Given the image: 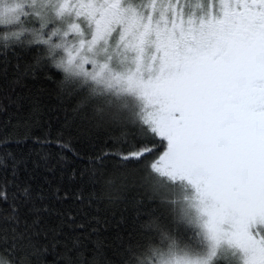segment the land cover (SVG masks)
I'll list each match as a JSON object with an SVG mask.
<instances>
[{"label":"snow or ice","instance_id":"6c2138e0","mask_svg":"<svg viewBox=\"0 0 264 264\" xmlns=\"http://www.w3.org/2000/svg\"><path fill=\"white\" fill-rule=\"evenodd\" d=\"M0 264H264V0H0Z\"/></svg>","mask_w":264,"mask_h":264}]
</instances>
